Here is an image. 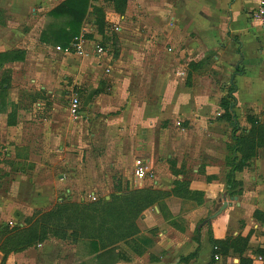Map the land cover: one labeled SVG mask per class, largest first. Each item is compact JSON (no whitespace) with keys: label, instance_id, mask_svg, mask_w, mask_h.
<instances>
[{"label":"rangeland","instance_id":"374dc122","mask_svg":"<svg viewBox=\"0 0 264 264\" xmlns=\"http://www.w3.org/2000/svg\"><path fill=\"white\" fill-rule=\"evenodd\" d=\"M39 2L41 1L0 0V41L4 40L6 47L16 45L18 41L19 44L29 43L30 46L37 43V35L42 31L43 21L39 17H35V21L32 17L34 7ZM127 2L128 0L94 1V11L84 24L87 30L93 28V35H98L99 44L113 57L109 65L104 61L103 65L96 63V66L92 61L83 62L78 56L68 66L73 72L57 71L55 69L58 61L65 62L66 58L71 57L63 53L64 48L61 46V51H58L61 59L52 57L53 63L47 65V71L50 77L62 80L61 85L65 88H55L53 93H47L38 86H42V83L34 82L36 78L20 76L19 72L14 78V71H11L9 79L4 80L9 83L8 88L4 89L3 84H0V95L14 99L15 110L18 112L20 108L24 115V120L21 121L25 122V136L18 142L22 146H16L17 142H0V201H5L7 205L10 203L11 206H23L25 203L26 209V201L36 200L38 195L41 199H46L45 203L41 204V209H37L35 216H23L21 220L14 214L0 217V264H87L82 262V256L87 254L90 248L82 241L91 240L100 230L106 238L114 224L121 222L108 217L109 209H102L105 200L112 202V207L120 205L131 212L127 216L129 222L141 217V212L134 216L144 205L142 198L138 201L137 195L139 193L141 196H150L147 192L152 190L147 188L155 185L153 181H149V184L140 189L132 169V163H135L137 158H130V154L134 146L137 150H144L147 146L159 147L161 130L164 137V163H160L163 161L158 159L159 170L150 168L151 172L162 180L174 181V193L192 199L197 204L204 203V195L210 186L213 187L214 196L219 195L221 201L226 191L225 186L229 182H233L235 192L238 191L240 185L232 179L233 169L246 168L242 165L246 154L241 152L238 139L244 138L247 144L251 142V145L244 146L245 149L248 148L249 155L258 151L259 147L252 149L255 141L252 143L245 136L248 125L240 122L233 112V117L224 119L230 124L221 121L224 115L220 108L223 97L220 98L221 101L218 99L219 91L226 89L223 99L231 101L233 107H236L234 101L226 96L230 97L234 93V88L230 87L231 83H227L231 81L230 73L236 68L237 58L230 55V60L227 55H213L211 51L208 54V35H200L206 25L199 15L202 8L195 9L196 14L191 19L194 21V30H191L194 34L175 35L172 32V24L165 25L168 29L166 34L155 21L150 22L148 13L141 9L138 14L123 19ZM94 19L96 28L93 27ZM17 35H25V39L16 41ZM131 35H143V44L148 43L147 39L153 38L154 46L165 52V67L169 73L173 69L186 72L184 76L181 73V77L187 79L185 87L182 84L183 87L179 86L171 94L166 90L165 97L168 101L171 102L174 96H188V93L197 97L205 95L207 100L202 106L205 112L198 113L194 120L172 118L173 104H162L165 115L159 129L154 127L148 136H143V130L146 133L149 131L148 124H155L153 121L156 120L157 112L150 107L151 95L155 97V91H151L145 80L140 77L127 83L130 63L128 67L124 63L118 68L115 66L116 59L121 58L125 49L131 46ZM14 40L16 42H13ZM137 46L142 48L139 43ZM142 59L146 61L145 58ZM85 64L89 70L85 69ZM33 65L36 71L43 69L40 56L33 59ZM95 66L99 67V74V69L92 71L96 69ZM76 67L79 69L76 70ZM82 70H85L82 73L84 80L78 79ZM115 74L120 79L117 89ZM76 81L87 82L81 87V84L76 85ZM94 83L97 85L95 90ZM115 90L116 95L112 96ZM74 97L80 101L81 114L77 118L70 114V104ZM161 97V92H158L153 101L160 103ZM97 99L99 101L95 103ZM137 106L141 108L138 109ZM44 109L46 114L38 115ZM127 109L139 111L140 119L137 118L135 122L128 121ZM219 112L222 116H219ZM32 113L36 116L30 118ZM120 115L121 119L115 120L119 119ZM13 119H10V122H13ZM214 122L218 124L212 128ZM62 129L67 130L68 136L64 139L65 142L60 143ZM208 131L213 134L212 141H208ZM49 133L57 136L52 144L48 142L47 137L43 139L44 135ZM134 137H137L136 141ZM141 154L138 153L137 156ZM39 157H42L40 161ZM39 162H43L45 166L37 169L36 164ZM199 166L198 173H194L193 168ZM226 170L232 172L227 173ZM22 171L36 173L24 177ZM15 174H20L21 183L14 178ZM148 177L150 179L153 176L149 174ZM121 191L131 195L121 199ZM161 194L156 192L154 195ZM164 197L162 195L161 199ZM216 201L217 199L214 200L211 212L217 210ZM73 204L79 208H72ZM60 205L69 206L70 209L58 215L55 211ZM93 205H99L100 210L94 211ZM81 209H85V213L78 214ZM47 213L54 214L45 217ZM44 234L48 237L44 242H32L34 237ZM24 252L27 253L17 256L14 260L9 258L12 254Z\"/></svg>","mask_w":264,"mask_h":264},{"label":"crops","instance_id":"0c3cea01","mask_svg":"<svg viewBox=\"0 0 264 264\" xmlns=\"http://www.w3.org/2000/svg\"><path fill=\"white\" fill-rule=\"evenodd\" d=\"M40 1L38 5H35L34 16L32 17H39L43 21L42 31L37 35V43L33 46H30L29 43L27 45L19 44L18 39L24 40L25 35H21L22 37L17 35L16 41L18 42L14 40L13 42H16V45L10 47H6L7 44L4 40L1 39L0 41V84H3L4 89L9 87V83L4 82V80L9 79L11 71H14V78L18 72L20 76L28 75L31 78H36L34 82L42 83V86H38L47 93H53L56 90L55 88H65L64 85H61L62 80L50 77L47 71V65L53 63L52 57L57 60L61 59L59 52L62 47L55 42L53 35L44 34H49L53 30L62 27L65 19L54 17L50 12L67 0ZM93 2L89 0L87 16L82 23L80 33L88 40L87 46L90 52L93 51L94 45L99 44V37L93 35V28L90 30L84 28L85 21L94 11ZM127 3L126 15L123 19H126V16L132 17L133 14H138L139 9H141V11L148 13L150 22L155 21L166 34L168 29L165 25L172 24V32L175 35H193L194 33L191 30H194V21H191V19L196 14L195 9L202 8L199 15L206 25L200 35H208V54L211 51L213 55H227L230 60L232 59L230 55L237 58L236 68L233 71L231 70L230 73L231 81L227 83H231L230 87L234 88L232 91L234 93L230 97L226 96V98L234 101L233 104L236 105L232 108L234 116L239 118V121L244 125H248L249 129L245 130L246 132L251 129V124L247 120L248 117L254 118L264 125V29L252 19L253 13L260 5V0H128ZM35 21H37L36 18ZM93 25L94 28L97 27L96 19L93 20ZM142 36L131 35L132 40L129 41L131 46L125 49L124 57L116 59L115 66L118 68L124 63L128 67L130 63V75L127 76V83L136 80V77H140L141 80H145L151 91H155V97L151 95L152 101L150 104V107L157 112L156 120L153 121L155 124H148V133L145 130L142 131L143 136H148L152 128L159 129L162 117L164 118L165 113L162 104H173L172 118L194 120L198 113L205 112V108L202 106L207 99L205 95L197 97L188 93V96H174L171 102L168 101L165 97L166 90L171 94L179 86L183 87L182 84L185 87L187 79L181 77V73L184 76L186 72L181 69H173L169 73L168 68L165 67V52L154 46L153 38H150L151 40L146 38L148 43L143 44L144 38ZM71 43L63 49V53L71 57L66 58L65 62L58 61L59 64L55 70L65 73L73 72L72 69L68 68L69 63L74 62V58H78L79 55L66 52ZM137 43L142 48H138ZM38 56L42 59L43 69L36 71L33 59L38 58ZM79 57L80 60L86 63L92 61L93 65H96V63L103 65L104 61H107L106 65H109L113 60V57L105 49L104 54L97 58L93 54L89 57ZM134 57H138V59ZM151 57H154V59ZM83 66L86 70H89L86 67L87 64ZM78 69L79 67H76V70ZM97 69L99 67L92 71L95 72ZM97 71V74H99L100 69ZM35 72L37 75H35ZM80 72L78 79L84 80L82 73L85 70ZM60 74V77L63 78L62 73ZM114 79L115 88L117 89L120 84L119 76L115 74ZM87 81H76V85L81 84L82 87L84 82ZM96 86L94 83V90ZM224 87L226 86L224 85ZM7 90L9 91V89ZM225 91L226 89L219 91V100L222 97L224 98ZM158 92H161L162 97L160 103H155L153 100L157 98ZM92 94L93 92L90 93V96ZM114 95H116V90L112 96ZM98 101L99 99L95 103ZM15 104L14 99L10 96L3 97L0 95V142L6 144L17 142V146L20 145L18 142H21L23 136H25V122L21 121L24 120V115H22L20 108L16 112ZM137 108L140 109L141 107L137 106ZM198 108L200 110H197ZM45 112L44 109L38 115L46 114ZM223 113L224 110L222 109ZM218 114L222 116L220 112ZM33 115V113L30 114V118ZM121 115L123 118L124 113ZM121 115L119 119L115 120H120ZM126 116L129 118L128 121L132 122H135L137 118L140 119L139 111L136 110L127 109ZM10 119H13V122H10ZM221 121L230 124L225 120ZM217 124L218 122H214L212 128H215ZM45 135L43 139L45 140L47 137L50 144L57 139V136L51 133ZM67 136V130L62 129L60 143L65 142L64 139ZM212 137V132L208 131V141H212ZM136 139L137 137H134V141ZM160 140L159 147L155 148L147 146L144 150H137L134 146L130 158L136 156L137 160L142 159L147 167L146 179L143 182L136 180L137 184L141 186L140 189L149 184V181H153L155 186L150 187V189L147 188V190L167 194H162L165 196L163 199H161L162 195H158L155 202L142 212L141 217L136 221L139 232L132 238L135 241L133 240L132 243L119 242L110 247L116 248L114 255H121L122 258L113 262L112 257L106 255L102 256V259L98 258L104 250L99 253L89 251L82 256V262L87 264H262L259 257L264 255V147L257 149L256 155L247 162L245 169L233 170L232 179L240 185L237 192L229 182L228 187L225 186L226 191L223 193L221 201L219 195L214 196L213 187L210 186L207 194L204 195V203L197 204L192 199L176 195L174 193V181L170 179L162 180L154 172H151L150 168H155L158 171L160 163H164L165 151L162 130ZM16 146H14V149ZM138 153L142 154L137 156ZM167 157L170 158V155ZM41 159L42 157H39L38 161ZM158 159L163 162H157ZM43 166H45L43 162L36 164L37 169ZM200 166L193 168V172L197 174ZM132 167V169H135V163H132ZM226 172L231 173L232 171L226 170ZM35 173L28 171V173L24 172L22 176L30 177L31 174ZM149 174L153 176L150 179ZM14 178L19 183L22 182L20 174H15ZM153 178H156V181ZM204 191L206 192V190ZM124 192L121 191L119 195L122 196ZM106 198L110 197L106 196ZM216 199V202H218L216 205L217 210L223 207L224 202L227 203V207L221 215L210 219L217 213V210L211 212ZM45 200L38 195V199L26 201V205L28 204L26 209L24 207L25 203L23 206H16L15 204L11 206L10 203L7 205L2 200L0 201V217L12 214L19 220L23 216L31 217L37 209H41V204L45 203ZM84 241L86 243L83 242V244L88 247L90 240ZM135 242L141 247L143 251L141 254L135 252L133 247ZM217 242L225 243L226 249L223 251L216 246ZM214 247H218V251ZM244 248L246 250L241 252ZM25 253L27 252L12 254L9 258L12 257L11 260H14L17 256ZM215 254L220 256L219 260L215 259Z\"/></svg>","mask_w":264,"mask_h":264},{"label":"trees","instance_id":"16d2710c","mask_svg":"<svg viewBox=\"0 0 264 264\" xmlns=\"http://www.w3.org/2000/svg\"><path fill=\"white\" fill-rule=\"evenodd\" d=\"M88 7H89V0H67L63 2L62 4H60L58 7H56L54 10L50 12V14L54 17L65 19L62 27L59 28L58 30H53L51 33L44 34V35H53L55 37V42L59 43V45L65 49L76 37L80 35L82 23L87 16ZM221 108L224 110L223 120L224 119L227 120V118L225 117H228V120H229V118L233 115L232 103L228 101L227 99H222ZM247 120L251 124V129L249 132H246L245 136H247V138L250 141H252V143H254L255 141V144H253L252 149L255 150L258 147L259 148L264 147V125L259 123V121L251 117H248ZM246 144H247V141L244 138L238 139V146L241 152L243 154H246V156L242 160V165L244 167L247 166V162H246L247 159L249 161L253 156L256 155L253 153H252L253 156L249 155L248 148L245 149L244 146L251 145V142H248L247 145ZM233 170L236 171V170H241V169L240 167H235ZM231 184L233 187L234 186L233 182ZM147 193H149L151 197L149 195L141 196L138 193L137 199L138 201H140L139 199L142 198V200L144 201L143 203L144 205L141 206V208L134 213V216H136L140 212L142 213L147 207L152 205L155 202L156 197H158L154 195L156 193L155 191H150ZM157 194H161V193L157 192ZM165 194L167 193H164V195ZM130 195L131 193H128V194L123 193V195L120 196V198L124 199V198L129 197ZM104 205L105 206H102V209H104V207L109 209V212L107 214L108 217L112 220L114 219L121 220V222L118 224L117 223L114 224V228L110 231V233L108 234L106 238L103 237L104 235L101 230L98 231L97 234L93 238H91L90 242L88 243V247L90 248V252L92 253H99L101 250H104L102 254L98 256V258L102 259V256L106 255L107 257H110V258L112 257L113 262H116L119 258H122L123 256L121 255L115 256L114 253H115L116 248H110V247L114 246L115 244L119 242L132 243V241L134 240L132 238L139 232V229L136 224L137 219L136 220L134 219L133 221L129 222L127 219V216L130 215L131 212L129 213L127 209H124L120 205L112 207L111 206L112 202L106 201V200L104 202ZM74 206L75 208H79V206L76 204H73L72 208ZM93 207L95 208L94 211L96 212L100 210L98 208L99 205L98 206L93 205ZM58 208L59 209L55 211V213L58 215H60L62 211H67L70 209L69 206H63V205L58 206ZM82 213H85V209H81L80 212H78V214H82ZM35 214L33 216H35ZM53 214L54 213H47L44 216L51 217ZM127 223H130V224L127 225ZM27 231H32V230H27ZM46 236L47 235L44 234L41 237H38V236L34 237L32 242L42 243L48 238V237L46 238ZM82 242L86 243V241L84 240ZM24 245L25 243L24 241H22V246ZM134 245L135 246L133 247H134L135 252H137L138 254H141L143 252L141 250V247L136 242L134 243ZM216 246L221 248L223 251L226 249L225 243H222V242L220 243L217 242ZM218 247H214V248H217V250L215 249L216 251H218L219 249ZM245 250L246 249L244 248L241 250V252Z\"/></svg>","mask_w":264,"mask_h":264},{"label":"built area","instance_id":"2783aa9c","mask_svg":"<svg viewBox=\"0 0 264 264\" xmlns=\"http://www.w3.org/2000/svg\"><path fill=\"white\" fill-rule=\"evenodd\" d=\"M96 1V0H91ZM252 19L256 22H258L262 28L264 29V0H260V5L258 9L253 13ZM85 36L82 34L74 39V41L71 43L70 48L66 50V52H73L78 54L82 57H89L91 54H93L95 57L102 56L104 54V47L101 45H94L93 51L90 52L88 50V42L85 40ZM70 114L77 118L80 116V101L77 97L72 98L71 104H70ZM148 171L147 167L142 159H138L135 162V169H134V175L137 181L143 182L147 177ZM217 250V248H215ZM219 256L215 255V259L219 260ZM259 260L262 264H264V255L259 257Z\"/></svg>","mask_w":264,"mask_h":264},{"label":"water","instance_id":"95a60500","mask_svg":"<svg viewBox=\"0 0 264 264\" xmlns=\"http://www.w3.org/2000/svg\"><path fill=\"white\" fill-rule=\"evenodd\" d=\"M226 207H227V203L224 202L223 207H221V208L217 211V213L214 214L210 219H212V218H216V217H218L219 215H221V213L226 209Z\"/></svg>","mask_w":264,"mask_h":264}]
</instances>
